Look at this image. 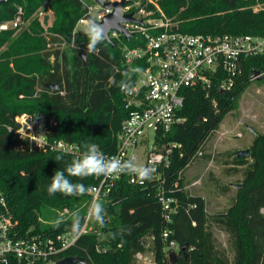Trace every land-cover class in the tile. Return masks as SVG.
<instances>
[{
  "label": "trees",
  "instance_id": "obj_1",
  "mask_svg": "<svg viewBox=\"0 0 264 264\" xmlns=\"http://www.w3.org/2000/svg\"><path fill=\"white\" fill-rule=\"evenodd\" d=\"M163 11L181 31L190 33H250L264 35V0H158ZM4 19L14 16L17 6L25 9L28 29L0 32V197L18 220L21 230L36 228L55 233L80 227L88 211V188L97 182L101 158L117 151V136L128 115L123 86L136 72L125 69L122 46L99 34L74 31L85 14L82 0H5ZM260 8L255 11L254 7ZM48 8L54 20L44 34L40 9ZM149 8H154L150 4ZM46 11V10H45ZM59 34L75 46L49 47ZM135 37L125 42L136 46ZM82 53H86L85 60ZM117 68L119 71H117ZM254 71L264 73V56L245 61L243 74L230 90L218 82L210 89H186L181 114L184 122L166 135L177 143L166 169L168 185L178 181L173 192L180 207L173 216V238L187 249L180 251L182 264H264V133H258L249 156L225 160V173L243 171L242 186L226 216L211 215L204 196L183 189L181 172L200 156L208 138L223 119L235 111L237 97L250 85ZM60 82L61 91L45 86ZM22 98L24 102H14ZM44 113L53 120L51 137L77 143L90 164L87 172L73 170L75 157L57 151L37 150L20 132L16 116ZM207 157L210 155L205 154ZM126 172L111 194L112 202L101 203L93 213L98 234H84L77 246L63 257H84L88 264H139L138 252H152L153 264H169L162 233L165 227L156 188L134 185ZM229 186H223L224 192ZM81 207L71 218L58 221L52 208ZM5 210L0 202V213ZM44 220V222H42ZM226 233L234 256L219 247L213 228ZM106 250L99 251L98 243Z\"/></svg>",
  "mask_w": 264,
  "mask_h": 264
},
{
  "label": "built area",
  "instance_id": "obj_2",
  "mask_svg": "<svg viewBox=\"0 0 264 264\" xmlns=\"http://www.w3.org/2000/svg\"><path fill=\"white\" fill-rule=\"evenodd\" d=\"M149 1L154 3L153 0ZM82 2L86 12L78 20L74 35L76 31H88V16L102 21L112 11L96 0ZM137 2L128 0L124 7V13H133L137 19L142 20V23H124L129 32L133 33L136 46L128 45L124 33L116 29L109 34L111 39L117 40L122 46L125 69L136 66L137 72L129 78L124 91L128 115L117 136V151L100 160L95 177L97 182L87 190L86 204L89 205L82 225L58 233L40 231L34 227L21 230L18 220L8 209L5 197L1 196L0 202L5 210L0 213V264H56L64 258L67 250L77 246L84 234L96 233L101 241L103 231L95 227L93 213L101 203L112 202L110 196L126 172L130 173L131 184L156 188L155 195L165 222L162 238L166 258L169 264H182L178 261L170 262V253L179 254L181 251L180 244L172 237L174 231L171 227L173 216L181 203L173 193L179 188L178 181L168 185L166 174L171 152L178 144L166 143L165 137L175 125L186 119L181 114L186 89L196 86L210 89L214 82H218L221 91L233 88L243 74L245 61L264 56V35L181 31L178 23L168 18L161 8H144L138 6ZM258 9L254 7L255 11ZM46 15L45 10L38 13L44 34L48 36L51 35L48 27L52 24L50 19L47 25L44 24ZM28 26L23 6H17L12 18L4 19L0 5V32L15 30L18 33L28 29ZM54 35L59 41L49 43V47L63 49L68 45L75 46L74 41L69 42L59 34ZM16 120L21 124V134L29 137L37 150L73 155V170L87 172L90 164L84 161L81 147L77 143L52 138L51 127L54 122L49 121L44 113H25L16 116ZM76 212L77 209L69 207L59 209L58 221H66ZM97 249L106 250V247H102L99 242ZM144 254L138 252L137 259H143Z\"/></svg>",
  "mask_w": 264,
  "mask_h": 264
},
{
  "label": "rangeland",
  "instance_id": "obj_3",
  "mask_svg": "<svg viewBox=\"0 0 264 264\" xmlns=\"http://www.w3.org/2000/svg\"><path fill=\"white\" fill-rule=\"evenodd\" d=\"M153 1L154 3H150L149 0H138L136 4L144 8L149 7L150 4L154 5L155 9L156 6L161 8L158 0ZM255 7L260 8L258 5ZM42 10L47 11L48 8L40 9L39 12ZM80 28L84 27L80 26ZM5 50L4 45L0 48V55ZM13 100L17 103L24 102L22 98ZM251 127L258 133H264V79L251 81L246 90L237 97L235 111L223 119L219 129L205 142L200 156L181 172L184 189L192 195H203L211 215H227V211L234 203L237 190L242 186L243 171L231 175L225 173V168L230 166L225 164V160H231L238 150L250 149L251 152L250 147L256 137ZM223 186H229V191L224 192ZM51 210L57 213L59 209ZM213 231L219 247L232 259L234 252L228 235L216 227ZM153 262L152 252L145 253L144 258L138 260L139 264H153Z\"/></svg>",
  "mask_w": 264,
  "mask_h": 264
},
{
  "label": "water",
  "instance_id": "obj_4",
  "mask_svg": "<svg viewBox=\"0 0 264 264\" xmlns=\"http://www.w3.org/2000/svg\"><path fill=\"white\" fill-rule=\"evenodd\" d=\"M5 0H0V4H2ZM102 6L111 9L112 11L107 14L102 21H97L93 17L88 16L89 24L87 29L89 32L94 34L101 35L108 42L115 44V41L110 38L109 34L112 30L116 29L122 33H124L125 38L129 40L133 33L129 32V30L125 27L124 23L134 22V23H142V20L137 19L133 13H124V7L128 4V0H120V1H110V0H96ZM49 15H46L44 18V24H48ZM176 29V27L174 28ZM84 59H87L86 53H82ZM251 79H264V74H261L260 71H254ZM128 85V81L125 82L123 86V91H125ZM45 86L53 91H61L63 85L60 82H47ZM255 135L258 132L254 128H250ZM237 156L246 157L250 155V149L238 150ZM226 216V214L222 215ZM187 249V245H180V250L185 251ZM178 261V254L176 252L170 253V262L176 263ZM56 264H88L87 260L82 256H74L69 255L61 260L57 261Z\"/></svg>",
  "mask_w": 264,
  "mask_h": 264
},
{
  "label": "crops",
  "instance_id": "obj_5",
  "mask_svg": "<svg viewBox=\"0 0 264 264\" xmlns=\"http://www.w3.org/2000/svg\"><path fill=\"white\" fill-rule=\"evenodd\" d=\"M46 12H47V15H49V18H48V19H50V24H52V23H51V20H52V19L54 20L53 12H52L51 10H47ZM201 196H203V195H201Z\"/></svg>",
  "mask_w": 264,
  "mask_h": 264
}]
</instances>
